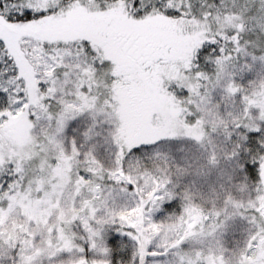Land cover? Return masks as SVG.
Segmentation results:
<instances>
[{"label": "snow or ice", "instance_id": "1", "mask_svg": "<svg viewBox=\"0 0 264 264\" xmlns=\"http://www.w3.org/2000/svg\"><path fill=\"white\" fill-rule=\"evenodd\" d=\"M0 264H264V0H0Z\"/></svg>", "mask_w": 264, "mask_h": 264}]
</instances>
